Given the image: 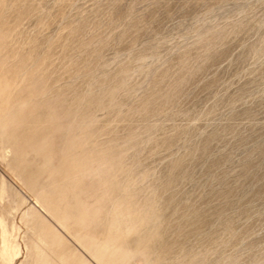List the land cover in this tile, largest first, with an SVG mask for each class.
<instances>
[{
	"label": "rangeland",
	"instance_id": "rangeland-1",
	"mask_svg": "<svg viewBox=\"0 0 264 264\" xmlns=\"http://www.w3.org/2000/svg\"><path fill=\"white\" fill-rule=\"evenodd\" d=\"M0 264H264V0H0Z\"/></svg>",
	"mask_w": 264,
	"mask_h": 264
},
{
	"label": "bare ground",
	"instance_id": "bare-ground-1",
	"mask_svg": "<svg viewBox=\"0 0 264 264\" xmlns=\"http://www.w3.org/2000/svg\"><path fill=\"white\" fill-rule=\"evenodd\" d=\"M66 213H67V212H66ZM65 220H66V219H65ZM46 225H47V224H46ZM46 225H45V226H46ZM42 228H43V227H42ZM45 228H46V227H45ZM71 228H72V227H71ZM49 229H50V228H48V230H49ZM73 229H74V228H73ZM36 230H38V229H36ZM48 230L46 229V231H48ZM67 230H68V229H67ZM71 230H72V229H71ZM49 231H51V229H50ZM37 232H39V231H37ZM44 232H45V229H44ZM44 232H43V234H44ZM35 233H36V232H35ZM39 233H40V232H39ZM45 234H46V233H45ZM48 234H49V233H48ZM48 234H47V235H48ZM52 234H53V233H52ZM39 235H40V234H39ZM47 235H46V236H47ZM40 236H41V235H40ZM43 236H45V235H43ZM53 236H54V235H53ZM125 236H126V235H125ZM47 237H48V236H47ZM36 238H38V237H36ZM53 238H54V237H53ZM56 238H58V237H55V239H56ZM59 238L61 239V237H59ZM38 239H39V238H38ZM44 239H45V238H44ZM51 239H52V238H51ZM55 239H54V241H55ZM34 241H35V240H34ZM36 241H37V240H36ZM51 241H52V240H51ZM58 241H59V240H58ZM31 242H32V241H31ZM56 242H57V241H56ZM64 242H66V241L63 239V243H64ZM53 243H54V242H53ZM57 243H58V242H57ZM59 243H60V242H59ZM54 244H55V243H54ZM61 244H62V243H61ZM66 244H67V243H66ZM53 253H54V252H53ZM70 255H71V254H70ZM53 256H54V255H53ZM41 258H42V257H41Z\"/></svg>",
	"mask_w": 264,
	"mask_h": 264
}]
</instances>
